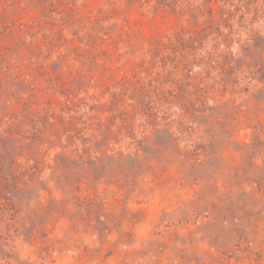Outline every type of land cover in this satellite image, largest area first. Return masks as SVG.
Returning a JSON list of instances; mask_svg holds the SVG:
<instances>
[{"label":"rangeland","instance_id":"rangeland-1","mask_svg":"<svg viewBox=\"0 0 264 264\" xmlns=\"http://www.w3.org/2000/svg\"><path fill=\"white\" fill-rule=\"evenodd\" d=\"M0 264H264V0H0Z\"/></svg>","mask_w":264,"mask_h":264}]
</instances>
